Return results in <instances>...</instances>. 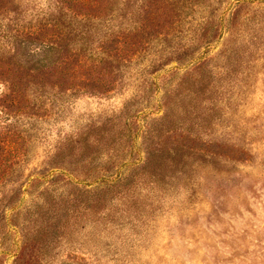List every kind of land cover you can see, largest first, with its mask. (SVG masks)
I'll list each match as a JSON object with an SVG mask.
<instances>
[{"label": "rangeland", "instance_id": "rangeland-1", "mask_svg": "<svg viewBox=\"0 0 264 264\" xmlns=\"http://www.w3.org/2000/svg\"><path fill=\"white\" fill-rule=\"evenodd\" d=\"M0 264H264V0H0Z\"/></svg>", "mask_w": 264, "mask_h": 264}]
</instances>
